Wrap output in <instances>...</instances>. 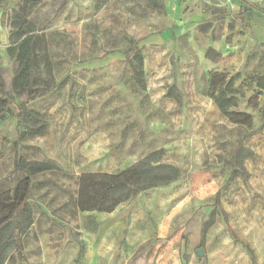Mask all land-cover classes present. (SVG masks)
I'll list each match as a JSON object with an SVG mask.
<instances>
[{"label":"rangeland","instance_id":"374dc122","mask_svg":"<svg viewBox=\"0 0 264 264\" xmlns=\"http://www.w3.org/2000/svg\"><path fill=\"white\" fill-rule=\"evenodd\" d=\"M21 8L43 32L51 63L49 89L31 97L11 91L15 63L6 53L8 17ZM132 38L143 81L122 53ZM212 69L239 74L238 109L253 116L252 129L208 97ZM45 77L40 67L33 80ZM256 77H264V0H0L8 103L45 121L42 133L23 136L15 115L0 124V196L10 199L27 171L31 179L2 232L3 264H264V90ZM151 152L180 178L112 212L76 208L81 172H117ZM17 156L46 167L15 170Z\"/></svg>","mask_w":264,"mask_h":264},{"label":"trees","instance_id":"16d2710c","mask_svg":"<svg viewBox=\"0 0 264 264\" xmlns=\"http://www.w3.org/2000/svg\"><path fill=\"white\" fill-rule=\"evenodd\" d=\"M25 1L37 5L40 0ZM29 15V11L21 8L8 17L10 32L6 53L15 63L14 73L10 80L11 91L14 93L26 92L31 97L45 93L51 85L52 77L44 34L37 29ZM122 53L126 56L127 63L135 65L136 73L143 81V55L138 41L132 38L129 46ZM215 55L217 52L213 48L206 49V57L214 58ZM40 67L44 69L47 77L34 82V72ZM238 76L239 74L229 75L225 71L210 70L207 76V95L231 122L244 124L248 129H252L253 116L238 109L239 98L243 97L240 89L235 87ZM253 80L256 81L260 90H264V77H256ZM0 94H2L0 95V124L9 116L15 115L19 136L43 132L45 121L34 115L29 109L22 108L21 104L17 106L16 111L9 105V97L4 91L1 78ZM167 94L179 99L173 88ZM251 101L252 98L249 99V103ZM255 105H257V101ZM23 163L36 165L35 171L46 167V164L26 162L17 156L14 169H21ZM27 172L13 188L10 199L0 196V208H3L2 211H4L0 216V264H3L6 257L1 239L3 229L10 222L12 216L23 209L30 191V172ZM180 176L181 170L177 166L161 162L155 152L145 155L117 172L83 171L78 177L75 206L81 212H112L119 204L134 197L138 192L168 184ZM20 233L21 229L18 235Z\"/></svg>","mask_w":264,"mask_h":264},{"label":"water","instance_id":"95a60500","mask_svg":"<svg viewBox=\"0 0 264 264\" xmlns=\"http://www.w3.org/2000/svg\"><path fill=\"white\" fill-rule=\"evenodd\" d=\"M197 253H198V254H200V253H201L199 249L197 250Z\"/></svg>","mask_w":264,"mask_h":264},{"label":"crops","instance_id":"0c3cea01","mask_svg":"<svg viewBox=\"0 0 264 264\" xmlns=\"http://www.w3.org/2000/svg\"><path fill=\"white\" fill-rule=\"evenodd\" d=\"M79 175H80V174H79ZM79 175H78V176H79Z\"/></svg>","mask_w":264,"mask_h":264}]
</instances>
